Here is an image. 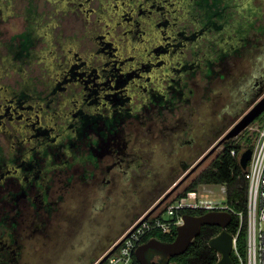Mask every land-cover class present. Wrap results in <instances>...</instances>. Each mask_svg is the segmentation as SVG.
<instances>
[{"label":"flooded vegetation","instance_id":"1","mask_svg":"<svg viewBox=\"0 0 264 264\" xmlns=\"http://www.w3.org/2000/svg\"><path fill=\"white\" fill-rule=\"evenodd\" d=\"M183 1L185 3L162 0L159 4L163 7H157L162 11V18L154 17L151 10L140 9L136 22L143 27L140 31L142 43L129 41L126 34L125 38L117 39L115 46L117 51L132 48L129 53L139 51L140 46L144 48L125 59L114 51L115 55L100 60L114 67V75L112 82L109 81L113 83L110 87L103 83L98 85L96 95H92L96 103L89 102L83 90L72 94L58 111L48 104L54 101L52 98L44 99L47 108L40 117L52 121L32 135L31 148L26 149L23 164H19L17 158L6 159L0 146V264L95 262L134 218L148 211L134 212V205L120 199V195L136 192L138 203L149 198L146 192L139 194L134 188L141 187L139 181L156 176L162 166L161 153H157L155 144L166 153L167 159L163 161L174 164L170 168L175 173L169 180L173 183L184 168L189 169L198 160L194 152L197 135L194 119L198 111L206 109L205 128L200 133L206 146L212 138H218V143L229 129L228 124L232 120L237 122L243 116L241 112L264 88V70L251 77L244 74L238 80L229 74L228 66L230 57L237 59L248 51L256 53L260 47L253 35L264 32L253 18L257 12L255 7L252 12L246 0ZM165 3L171 8L163 11ZM234 6L250 18L252 26L246 30L244 26L240 33L230 35L227 16ZM178 10L186 13L182 20L193 27L189 36L184 35L187 27L183 28L184 32L176 33L179 23L171 24L173 20L165 19ZM215 11L224 12L222 20L217 16L213 19ZM162 19L166 28H173L163 39L167 40L164 43L157 30ZM213 22H216L214 27ZM211 33L219 42L210 38ZM203 39L205 44L201 43ZM157 45L158 49H151ZM179 48H191V62L181 59L184 52L177 55ZM260 51L264 55V50ZM61 62L62 72L68 71L66 58ZM162 69L164 72L160 75ZM197 71L204 82L202 94L187 88L186 79L192 78ZM172 73L176 78H169ZM51 75L57 74L52 72ZM95 78L102 79L100 75ZM80 81L78 77H68L65 82L78 88L82 86ZM213 83L220 84L214 98ZM117 86L122 90L116 93ZM57 90L54 88L50 92L53 95ZM228 92L232 103L223 108L230 99ZM231 107H234L233 112ZM208 108L213 116L220 118L218 126L207 121ZM37 113L40 114V110ZM18 124L13 126V131L21 134H18V141L24 146V136L28 133ZM118 211L124 218L119 216L123 218L120 227H114L111 222ZM99 214L106 216L109 222L106 227L115 229L109 237L95 228ZM149 259L159 261L153 253L149 254Z\"/></svg>","mask_w":264,"mask_h":264},{"label":"rangeland","instance_id":"2","mask_svg":"<svg viewBox=\"0 0 264 264\" xmlns=\"http://www.w3.org/2000/svg\"><path fill=\"white\" fill-rule=\"evenodd\" d=\"M131 1H134L135 3H143L144 10H151L154 12V17L162 18V11L157 10V7H163V4H159L160 2L163 3L162 0H68V8L66 11L59 9V4L55 2L52 3L49 0H0V8H3L0 10V146L3 148L4 157L6 159L17 158L16 160L18 163L23 164L26 157V149L31 148L33 141L32 135L37 129H40V127L46 126V122L52 121L51 118L47 120L46 118L43 119L40 117L42 116V113H44V109L47 108L44 99L52 98L54 101L48 102V104L50 108L52 107V110L54 109L55 111H58L62 109L70 100L72 94L76 91L79 92V90H83L84 93L88 95L87 97L89 102L96 103V100H94L95 96L92 95L98 90V85L103 83L110 87L113 83L111 84L109 81L112 82V76L114 75L112 72V68L114 67L110 66L108 62H101L100 60H102L104 56L108 58L110 55H115L114 51L116 54L123 55V59L127 58L128 55H136L135 52H141L144 48L141 46L139 47V51H133V54L129 53L130 50H133L132 48H123L117 51L118 49L116 50L115 46L117 39H119V37H124L126 34L129 35V41L132 40V42H140L143 39L141 33L143 27H140L137 24V14L133 13L132 8L128 4ZM181 1L182 3H185V1ZM246 1H248L252 8L255 7V10H257V12L255 11L256 14L253 15V18H256V24L262 27L264 32V0ZM31 2L37 6L38 13L40 15H44L45 22L53 21L55 24L53 25L54 33L51 34L50 38H52L51 43L56 46L55 50L52 48V51H55L56 55H47V57L51 58L50 61H48V59L46 61L36 60L33 63L24 65L20 70L8 69V71L5 70L3 72L5 68L4 61L7 60V56L9 54V46L15 42L13 41L15 37L25 31L26 26L28 25L25 11L26 7ZM166 8L171 7H167V3H165V10L163 11H166ZM4 9L9 10L8 16L5 14V16L3 15L2 12H5ZM230 10L236 12L235 17H238L239 13H242V11L235 6L233 8L231 7ZM185 14V12L178 10L171 18L166 16L165 19H170L171 21L173 20L171 24L179 23L176 33L184 32L183 28L187 27V33H184V35L189 36L193 27L188 26V24L182 20V16ZM261 14L262 16L259 17ZM116 20L119 22V26L114 28ZM140 21L143 20L141 19ZM159 23H162L159 28L161 30L156 29L160 31L159 36H162L161 39L163 40L169 36V32L172 33L171 29L173 28L172 26L166 28L164 26L166 25V22H164L163 19L160 20ZM238 26L239 23L237 22V24L235 23L232 28L237 31ZM260 33L261 34L257 36L251 33V35L255 37L254 40L256 39L260 43L261 48H257L258 50L256 53L248 51L246 52V55H242L240 58H229V74L238 80L242 78L244 74L251 77L258 71L262 72V70H264V55L260 51L264 50V33L262 34V31H260ZM138 36H140V38H138ZM209 36L210 38H215L216 43L219 42L216 40L215 34L211 33ZM40 41L42 42V40ZM166 41L167 40H163V43ZM201 43L205 44V40L203 39ZM68 45L71 46V52L67 54L63 48ZM45 46L46 44L39 43L37 45V50L40 51ZM154 48L158 49V45L152 46L151 49L153 50ZM176 52L179 56L181 52H184L181 59L183 58L188 62L192 61L191 56L193 51L191 48L187 50L179 48ZM174 56L176 58V55ZM65 58L67 60L65 66L68 68V71L66 70V72H62L61 61H64ZM177 59L180 58L177 57ZM17 63L20 64L19 62ZM53 64L55 67H52ZM52 72H55L57 75L52 76ZM163 72L164 69L160 71V75ZM62 74L65 75V77H63ZM99 75L102 77V79H100L101 81L95 78ZM168 76L169 78H176L174 73L169 74ZM25 77L34 80V84L37 85V90L41 94L39 99L36 101L33 100L31 105L29 104L30 108H26L23 104L15 106L14 101H17L16 98L6 97L4 95L5 92H3V87L6 85L12 89L18 90L21 87V83L24 82ZM68 77L80 78L82 86L77 88L72 84L69 85V83L65 82ZM82 79L84 81H82ZM186 83L188 84V89L192 88L199 94L203 93L202 89H204V82L201 81L198 71L192 78L188 77L186 79ZM53 85L54 87H58V90L54 91L52 95L50 91ZM219 87L220 84L213 83V98L216 96V92L219 90ZM119 90L122 89L120 86H117L115 92L117 93ZM226 94H228L230 99L223 108H226V106L232 101L229 92ZM38 110H40V114L37 113ZM208 111L209 114L207 116V121L214 123V126H218L220 124V118L218 116H213L211 108H208ZM233 111L234 107H231V112ZM205 116L206 109L203 107L198 111L197 117L194 119L197 131V135H195L196 147H194V152L197 153L198 160L187 171L181 170L182 172L175 177L176 179L173 183L169 182V180L175 173L174 170L170 168V165L173 167L174 164L163 161L167 159L166 153L161 146V148H159V144H155L156 147H158L157 153H161L159 161L162 163V166L159 167V171L156 173V176L145 178L144 181H139L138 184H140L141 187L136 188L137 190L134 188V191H138L139 194H143V191L146 192V195H149V198L141 203H138L135 201L138 199V196L135 194L136 192H133L132 195H120V199L127 200L125 202L134 205V212H144L145 210H148L144 214L146 215L150 210L156 207L159 201H161L168 193L171 192L172 196H176L184 191V189L191 184L199 173L210 165L217 154L222 150L220 146L214 154L204 160V158L218 145L217 142L213 143L214 138H212L211 142L208 146H206L205 140L200 134L205 128ZM235 122L236 121L232 120L230 124H228L230 125L229 130L232 128L231 125ZM258 123H264V113L254 122V125H257ZM16 124L20 127H24V132L28 133L27 136H24L25 142L23 139L21 140V142L26 143L24 146H21V144H19L20 141H18L20 139L18 134H21L18 133V131H13V126L15 127ZM252 140L253 138L250 133L245 131L242 136V143L252 145ZM39 160L42 161L40 154ZM202 161L203 163L193 172V169ZM39 164L42 165L40 162ZM163 164L165 166H163ZM36 167L40 170V167ZM2 173H4V170ZM156 181L158 183H155ZM215 191L218 193L220 192V189L215 187ZM148 207L149 209H147ZM128 214L131 216V212ZM119 216H122V214L118 211L116 218H114L111 222L114 227H120V220L124 217L122 216L123 218H121ZM130 216L128 217V220L130 219ZM97 218L98 220L94 222L95 228H98L99 231L103 232V234L108 237L109 234L115 233V229H110L111 226L106 227L109 223L108 221L106 222V216L99 214L97 215ZM165 218H168V216L165 215ZM96 239H99L98 236Z\"/></svg>","mask_w":264,"mask_h":264},{"label":"built area","instance_id":"3","mask_svg":"<svg viewBox=\"0 0 264 264\" xmlns=\"http://www.w3.org/2000/svg\"><path fill=\"white\" fill-rule=\"evenodd\" d=\"M245 131L252 136V145L242 143ZM230 140L235 143L240 142L242 145L240 150L231 151V155L237 158L240 167L242 153L247 149L252 150L251 159L241 176L247 183L243 207H238V201H230V194L225 185H200L190 191H186L185 188L176 196L170 195L160 208L126 238L145 215L139 218L94 264H99L105 255L124 238L122 245L103 264H132L135 251L144 243L145 238L155 231H162L164 234L172 233L174 228L184 224L183 217L190 212H195L198 216L210 212L229 213L232 216L230 225L225 229L219 228L217 236L223 230L233 236L234 263L264 264V123L257 125L252 123L237 137ZM215 187L220 189V192L217 193ZM165 215L168 218H165ZM217 257L219 261V253Z\"/></svg>","mask_w":264,"mask_h":264},{"label":"trees","instance_id":"4","mask_svg":"<svg viewBox=\"0 0 264 264\" xmlns=\"http://www.w3.org/2000/svg\"><path fill=\"white\" fill-rule=\"evenodd\" d=\"M49 1L52 3L55 2L59 4L58 8L61 10L66 11V9L68 8V0ZM215 2L221 3L222 0H215ZM128 4L132 8L134 14H138L140 9H143L144 6L143 3H135L134 1H131ZM247 6L250 7L251 11L253 12L254 8H252L251 5ZM224 8L226 9L227 6ZM1 9L3 8H0V10ZM25 12L27 16L26 20L28 25L26 26L25 31L15 37V39L13 40L15 42L11 44V46H9V54L7 56V60L4 61L5 68L3 72L5 70L8 71V69L20 70L24 65L33 63L36 60L46 61L48 59V61H50L51 58L47 57V55H56V52L52 51V48L53 50H55L56 46L51 43L52 38H50L51 34L54 33V22H45L44 15H40L38 13L37 6H35L33 2L28 4ZM2 13L3 15L5 14L6 16H8L9 10H5V12ZM242 13H239L238 17H235L236 12H229L227 19H229L230 21V35H233L234 32L240 33L244 26L245 30L248 28L249 25L252 26V23L249 24L248 19L250 18H248L246 14L243 13V15ZM224 15V12L215 11L212 13L213 19L214 16H217L216 18L222 20ZM117 20L114 25V28H117L119 26V22ZM237 22L239 23V26L237 31H235L232 26L235 23L237 24ZM214 25H216V22H213V27ZM40 40H42V42ZM39 43L46 44V46L40 51L37 50V45ZM63 49L67 54L71 52L70 45L64 47ZM17 62H19L20 64H18ZM53 66L54 65H52V67ZM3 88V92H5L4 95L6 97L16 98L17 101H14L15 106L19 105V103H22L25 107H29V104L31 105L33 100L35 101L41 97V95L38 94V90L34 84V80L28 79L27 77H25L24 82L21 83V87L18 90L12 89L7 85ZM54 88L58 87H54L53 85L51 90H54ZM30 94L32 96V99L29 97ZM221 147L222 150L217 154V156L210 163V165L205 170L200 172L199 175L191 182V184L185 190H194L200 185H225L228 188L230 194V201H238V207H243L246 197L247 183L241 177L244 171L240 167L237 158L231 155L232 150H240L242 148L241 144L235 143L234 141L230 140L224 142ZM189 214L198 216V214L195 212H190ZM219 231L220 229L217 226H204L202 228L201 235L194 240L187 252L180 257L172 259V264H216L218 262L217 252L209 246V242L211 239L217 236ZM176 236L177 228H174L172 230V233L169 234H164L162 231H155L144 239V243L150 240L151 238H157L162 242H172L174 241ZM132 264L140 263L136 258H134Z\"/></svg>","mask_w":264,"mask_h":264},{"label":"water","instance_id":"5","mask_svg":"<svg viewBox=\"0 0 264 264\" xmlns=\"http://www.w3.org/2000/svg\"><path fill=\"white\" fill-rule=\"evenodd\" d=\"M248 106V105H247ZM246 110V111H244ZM241 114L243 115L237 122L233 123L232 129H228L223 134L224 137L217 143L218 145L204 158L208 159L215 151L222 145V143L237 137L242 133L249 125L254 123L264 113V88L261 89L252 101L249 107H246ZM236 121V120H235ZM237 123V124H236ZM235 125V126H234ZM218 138L214 139L216 142ZM252 156V150L247 149L241 155L240 164L242 169H246L248 162ZM203 163L200 162L193 169V172ZM188 168H184L183 171H187ZM179 186V185H177ZM177 188V187H176ZM172 193H168L158 205L150 210L142 221L126 236L128 238L145 220H147L163 203L170 197ZM144 213L136 217L127 227L132 226ZM184 224L177 228V236L172 242H162L157 238H151L147 242L141 244L135 251V258L140 264H170L171 260L184 255L189 247L192 245L194 240L201 235L202 228L204 226H217L219 228H227L232 220V216L229 213L224 212H210L200 216H194L191 214H185L183 217ZM126 229V230H127ZM120 232L111 246L125 233ZM125 238L122 239L113 249L110 251L99 264H103L124 242ZM110 246V247H111ZM209 246L220 254V259L216 264H235L232 258L233 249V236L226 230H223L218 236L210 240ZM101 253V255L95 260L97 261L102 255H104L109 249ZM153 253L158 256L159 261L151 262L149 254ZM95 262L91 263L94 264Z\"/></svg>","mask_w":264,"mask_h":264},{"label":"clouds","instance_id":"6","mask_svg":"<svg viewBox=\"0 0 264 264\" xmlns=\"http://www.w3.org/2000/svg\"><path fill=\"white\" fill-rule=\"evenodd\" d=\"M239 120H241V119H239ZM239 120H238V121H239ZM238 121H237V122H238Z\"/></svg>","mask_w":264,"mask_h":264},{"label":"bare ground","instance_id":"7","mask_svg":"<svg viewBox=\"0 0 264 264\" xmlns=\"http://www.w3.org/2000/svg\"><path fill=\"white\" fill-rule=\"evenodd\" d=\"M244 69V68H243Z\"/></svg>","mask_w":264,"mask_h":264}]
</instances>
